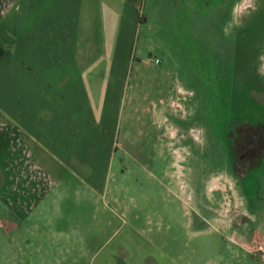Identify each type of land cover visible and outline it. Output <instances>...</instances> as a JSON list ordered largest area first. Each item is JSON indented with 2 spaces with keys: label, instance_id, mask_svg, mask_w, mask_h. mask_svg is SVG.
<instances>
[{
  "label": "rangeland",
  "instance_id": "374dc122",
  "mask_svg": "<svg viewBox=\"0 0 264 264\" xmlns=\"http://www.w3.org/2000/svg\"><path fill=\"white\" fill-rule=\"evenodd\" d=\"M133 8L136 41L123 64L110 170L95 159L91 184L88 165L71 158L65 170L35 147L56 184L17 228H0V258L264 264V159L248 169L230 148L239 126L264 124V0H141Z\"/></svg>",
  "mask_w": 264,
  "mask_h": 264
},
{
  "label": "crops",
  "instance_id": "0c3cea01",
  "mask_svg": "<svg viewBox=\"0 0 264 264\" xmlns=\"http://www.w3.org/2000/svg\"><path fill=\"white\" fill-rule=\"evenodd\" d=\"M119 1L0 0L1 229L17 228L56 184L35 147L65 170L71 158L88 165L91 184L95 159L110 170L141 2Z\"/></svg>",
  "mask_w": 264,
  "mask_h": 264
},
{
  "label": "trees",
  "instance_id": "16d2710c",
  "mask_svg": "<svg viewBox=\"0 0 264 264\" xmlns=\"http://www.w3.org/2000/svg\"><path fill=\"white\" fill-rule=\"evenodd\" d=\"M242 133L245 135H242L244 139L245 145H248L250 143V140L253 142L252 144L257 143L258 144V151L264 150V125H256V126H244L243 127ZM259 136L258 141L256 142L255 139H251L252 137ZM255 141V142H254ZM242 144V142H241ZM231 148L235 151L236 148H238V145H234L233 141L230 142ZM245 154L247 156L244 158V160L240 157L242 155H238L237 152L235 151V155L237 156V160L241 162L242 167L248 168V169H253L259 166L260 162L264 159V152L263 153H258L254 154L255 150L257 149H247L246 147L244 148ZM257 151V152H258ZM249 156V157H248ZM251 163H248L250 162Z\"/></svg>",
  "mask_w": 264,
  "mask_h": 264
},
{
  "label": "flooded vegetation",
  "instance_id": "af4514ba",
  "mask_svg": "<svg viewBox=\"0 0 264 264\" xmlns=\"http://www.w3.org/2000/svg\"><path fill=\"white\" fill-rule=\"evenodd\" d=\"M257 125H264L263 123L262 124H257ZM244 126H256V125H252V124H249V125H241V126H239L238 127V130L236 131V132H234V133H231V136L234 138L232 141H233V144L234 145H237L238 143H240V147H241V149H243L244 150V148L246 147L247 149H257V150H255V152H254V154H258V153H263L264 152V150H262V151H258V144L257 143H255V144H252L253 142L250 140V143L248 144V145H245V143H244V139L243 138H245V137H242V135H245V134H243L242 133V131L244 130L243 129V127ZM242 134V135H241ZM256 138V142L258 141V138H259V136H256V137H252L251 139H255ZM235 140H236V142H235ZM254 141V142H255ZM241 142H242V144H241ZM231 148V147H230ZM231 150H232V152H233V154H235V151L233 150V148H231ZM245 151V150H244ZM258 151V152H257ZM247 156V154H243L242 156H240L243 160H244V158ZM249 157V156H248Z\"/></svg>",
  "mask_w": 264,
  "mask_h": 264
},
{
  "label": "built area",
  "instance_id": "2783aa9c",
  "mask_svg": "<svg viewBox=\"0 0 264 264\" xmlns=\"http://www.w3.org/2000/svg\"><path fill=\"white\" fill-rule=\"evenodd\" d=\"M157 62H159V60H157Z\"/></svg>",
  "mask_w": 264,
  "mask_h": 264
}]
</instances>
